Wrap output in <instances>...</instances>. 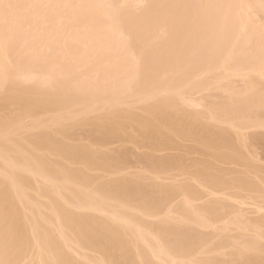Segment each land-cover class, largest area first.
I'll return each mask as SVG.
<instances>
[{"label": "rangeland", "instance_id": "rangeland-1", "mask_svg": "<svg viewBox=\"0 0 264 264\" xmlns=\"http://www.w3.org/2000/svg\"><path fill=\"white\" fill-rule=\"evenodd\" d=\"M0 67L15 264H264V0H0Z\"/></svg>", "mask_w": 264, "mask_h": 264}, {"label": "bare ground", "instance_id": "bare-ground-1", "mask_svg": "<svg viewBox=\"0 0 264 264\" xmlns=\"http://www.w3.org/2000/svg\"><path fill=\"white\" fill-rule=\"evenodd\" d=\"M2 67H3V65H2ZM1 68V67H0ZM8 127V126H7ZM5 129H7L6 127H5ZM8 131V130H7ZM6 132V131H5ZM7 134V133H6ZM2 135V134H1ZM1 135H0V141H1V138H3L4 140L3 141H5V139L6 138H4L3 136L1 137ZM50 143V142H49ZM49 143L47 144V145H45V146H49ZM52 144V143H51ZM52 145H55V144H52ZM33 147H35V146H33ZM54 147H56V146H54ZM50 148V147H49ZM56 148H58V147H56ZM56 148H54L55 150H56ZM1 149H3V148H1ZM0 149V150H1ZM45 149H46V147H45ZM49 150V149H48ZM54 150H53V148H52V151H50V153L51 152H53ZM58 151V149L56 150V151H54L53 153H55L56 154V152ZM58 152H60V150L58 151ZM53 153H51V154H53ZM1 155V154H0ZM1 158H2V156H1ZM34 158H35V155H34ZM33 158V159H34ZM2 159H4V158H2ZM33 159H32V161H33ZM40 160V159H39ZM12 161H1V163H0V173L2 174V175H0V264H15L17 261L18 262H20L19 261V259L21 260L22 258L24 259V257L26 256L25 254H26V252H27V250L30 248V246H32L31 245V241H30V238H29V236H28V234L27 233H29V235L33 238V235H32V232H31V234H30V229H28L27 228V225H23L22 223L23 222H21V220L19 219V215H20V212H21V209L23 208V204H22V201H23V197H22V195H20V193L18 192V188L21 186V184L19 183V181L16 179H14V173H13V171H12V169H13V166H14V164L12 165V164H10ZM34 163H36V161L34 160L33 161ZM42 162V161H41ZM33 163V166H35V167H33L34 168V170H33V168H29V167H27V168H29L31 171H33V173H35V171L37 170V168H36V164H34ZM39 164V163H38ZM44 164V163H43ZM25 165H27V164H25ZM29 165H31V163L29 164ZM5 166V167H4ZM28 166V165H27ZM4 167V168H3ZM37 167H40V165H38ZM5 168H10V170L11 171H9L8 170V172L6 171V169ZM19 168V167H18ZM28 169V170H29ZM40 169V168H39ZM2 171V172H1ZM38 171V170H37ZM53 172V171H52ZM6 173H8V174H6ZM18 174V173H17ZM35 175V174H34ZM53 176V175H52ZM52 176H51V178H52ZM49 178H50V176H48ZM22 181V180H21ZM55 181V180H54ZM23 182H25L24 180H23ZM27 182H29V181H27ZM23 186V185H22ZM56 205H58V203H55ZM59 204H61V203H59ZM56 205H54V207L56 206ZM90 205V204H89ZM60 206V205H59ZM59 206H56V207H59ZM96 206V205H95ZM53 207V208H54ZM55 207V208H56ZM54 208V209H55ZM61 208V207H60ZM60 208H57L56 210L58 211ZM56 211V213L58 214V218H59V212H57ZM60 211H61V209H60ZM56 213H54V214H56ZM62 213V212H61ZM56 214V215H57ZM67 214V213H66ZM69 214V213H68ZM67 214V215H68ZM63 215V214H62ZM67 215H65L66 217H68ZM69 215H71V214H69ZM22 216V215H21ZM78 217V216H77ZM22 218V217H21ZM55 218H56V216H55ZM57 218V220L58 221H60L61 219H62V216H61V218H60V220ZM69 218V217H68ZM74 218V217H73ZM33 219H35V218H33ZM70 219V218H69ZM68 219V220H69ZM78 219V218H77ZM24 220V219H23ZM65 220V219H64ZM63 219H62V223H63V221H64ZM67 220V219H66ZM65 220V221H66ZM67 220V221H68ZM74 220H75V218H74ZM79 220V219H78ZM58 221H57V223H58ZM70 221V220H69ZM53 222H55L56 223V220H54V221H52V223ZM61 222H59L60 223V225L58 226V224L56 223V226H58V228L57 227H55V225L53 226V227H55V228H57L59 231L61 230V225L63 226L64 225V228H68L67 226H71V225H67V226H65L66 224H62ZM83 222H85V221H83ZM96 223V222H95ZM35 224V223H34ZM75 224V223H74ZM91 224V223H90ZM94 224V223H93ZM93 224H91V226H93ZM79 225V224H78ZM83 225V224H82ZM88 225V224H87ZM95 226H96V224H94ZM84 226V225H83ZM91 226H89V227H91ZM98 226H99V224H98ZM24 227V228H23ZM74 227H75V225H74ZM47 229V231H43L44 232V234H45V232H46V234H45V236H43V235H41L43 232H42V230L40 231V233H39V231H38V233H37V237H34V238H38L39 236L41 237V236H43V237H41V238H43V239H45V240H43L44 241V244H45V247H41V248H47L48 250H46V251H48V254H47V256H46V254H45V252H44V255H45V257L47 258V260L49 261L50 260V262L51 263H49V262H47V260H46V264H67V263H69L70 262V264H73L70 260H69V257H67L68 255H63V254H65L62 250H64L63 249V247H62V245L60 244L61 243V241L64 243V238L63 237H61L60 236V234H58L59 233V231H58V233H56L57 234V237H56V234H53V235H51L52 233H54V231H55V228H54V230H52L51 232H50V229L49 228H46V227H40V229H43V230H45V229ZM79 228V227H78ZM97 228V227H96ZM99 228V227H98ZM98 228H97V231H98ZM27 231H29V232H26V230ZM35 229V228H34ZM70 229V228H69ZM75 229V228H74ZM85 229V228H84ZM95 229V228H94ZM104 229V228H103ZM31 230H32V228H31ZM49 230V231H48ZM79 230V229H78ZM86 230V229H85ZM100 230V229H99ZM57 231V230H56ZM70 231V230H69ZM82 231V230H81ZM90 231H91V228H90ZM93 231H95L96 232V229L95 230H93ZM102 231V230H101ZM108 231V230H107ZM48 232L50 233V236H49V234H48ZM61 232V231H60ZM95 232H93L94 234H95ZM100 232V231H99ZM35 233V232H34ZM82 233H84V232H82ZM87 233V232H86ZM104 233V232H103ZM101 234V233H100ZM35 235V234H34ZM60 237H59V236ZM77 235H79L80 236V234H77ZM84 235V234H83ZM91 235H92V233H91ZM98 235V234H97ZM36 236V235H35ZM78 236V237H79ZM82 236V235H81ZM81 236H80V241H81ZM40 237L38 238V239H40ZM54 237V238H53ZM92 237V236H91ZM93 237H94V235H93ZM55 238H59V240L57 241V239H55ZM62 238H63V240H62ZM48 239H50V240H48ZM53 239H55V242H53ZM82 239H83V236H82ZM87 239V238H86ZM94 240H95V238H93ZM84 240V239H83ZM83 240L81 241L82 243H83ZM87 240H89V241H91L90 239H87ZM39 241H42L41 239L39 240ZM88 241V242H89ZM95 241H97V240H95ZM31 242V243H30ZM58 242H60V243H58ZM100 242V241H99ZM102 242V241H101ZM56 244V243H58V244H56V245H58V246H56V245H53V244ZM62 243V244H63ZM84 243H86V241L84 242ZM95 242H93V245H92V247L93 246H98V247H100L99 246V244H94ZM103 243V242H102ZM101 243V244H102ZM34 244V243H33ZM43 244V245H44ZM60 244V245H59ZM80 244V243H79ZM90 244V243H89ZM92 244V243H91ZM100 244V245H101ZM112 244H114V243H112ZM39 245H41V244H39ZM53 245V246H52ZM85 245V244H84ZM108 245V244H107ZM110 245V244H109ZM42 246V245H41ZM81 246V245H80ZM87 246H88V244H87ZM104 246V245H103ZM55 247V248H54ZM56 247H60L61 249H59V248H57V250H56ZM83 247V246H82ZM89 247V246H88ZM94 248V247H93ZM102 248L103 247H101V248H98V250L99 249H101L102 250ZM107 248H108V246H107ZM112 248V245H111V247L109 248V250ZM94 249H97V247L96 248H94ZM104 250H102V251H106L105 253H107V257L109 256V254H111L112 252V249H111V251H107L106 250V247L105 248H103ZM63 252V254H61L62 252ZM100 251V250H99ZM109 252H111V253H109ZM25 253V254H24ZM49 253H50V256H48L49 255ZM62 255H60V254ZM103 253V252H102ZM40 255V254H39ZM51 255L53 256V258L51 259ZM24 256V257H23ZM112 256V255H111ZM62 257V258H61ZM65 257L66 258H68L67 260L65 259ZM34 258V257H33ZM48 258H50V259H48ZM111 258V257H110ZM22 259V260H23ZM39 259V258H38ZM42 260L44 259V257L43 258H41ZM107 259V258H106ZM54 260V261H53ZM69 260V261H68ZM32 261H34L32 264H35V260H32ZM44 262H45V260H43ZM68 261V262H67ZM17 262V263H18ZM39 262H41L42 263V261L39 259ZM43 262V264H45ZM114 262V261H113ZM78 263V262H77ZM111 263H112V260H111ZM74 264H75V262H74ZM80 264H82V263H80ZM106 264V263H105ZM113 264V263H112ZM115 264V263H114Z\"/></svg>", "mask_w": 264, "mask_h": 264}]
</instances>
